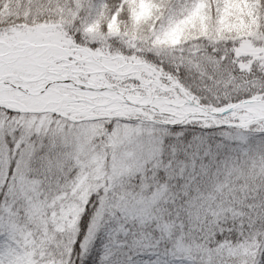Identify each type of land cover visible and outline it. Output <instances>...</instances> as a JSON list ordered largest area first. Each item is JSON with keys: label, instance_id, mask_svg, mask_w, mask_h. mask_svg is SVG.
Here are the masks:
<instances>
[{"label": "snow or ice", "instance_id": "obj_1", "mask_svg": "<svg viewBox=\"0 0 264 264\" xmlns=\"http://www.w3.org/2000/svg\"><path fill=\"white\" fill-rule=\"evenodd\" d=\"M0 264H264V0H0Z\"/></svg>", "mask_w": 264, "mask_h": 264}]
</instances>
